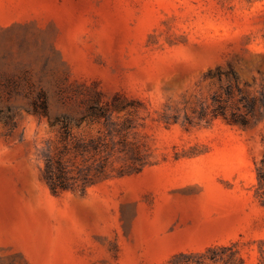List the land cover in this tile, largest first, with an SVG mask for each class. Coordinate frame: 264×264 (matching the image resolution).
Masks as SVG:
<instances>
[{"label":"rangeland","instance_id":"obj_1","mask_svg":"<svg viewBox=\"0 0 264 264\" xmlns=\"http://www.w3.org/2000/svg\"><path fill=\"white\" fill-rule=\"evenodd\" d=\"M64 127L85 192L42 177ZM202 254L264 264V0H0V264Z\"/></svg>","mask_w":264,"mask_h":264},{"label":"trees","instance_id":"obj_2","mask_svg":"<svg viewBox=\"0 0 264 264\" xmlns=\"http://www.w3.org/2000/svg\"><path fill=\"white\" fill-rule=\"evenodd\" d=\"M92 113H90L91 118H105L108 120V114L105 110L92 108ZM86 117H82L84 120ZM70 132L64 127L62 134L63 142L65 145L62 152L56 157H47L45 159L44 168L42 170V177L52 193L58 194L64 191H80L85 192L87 188L93 186L97 181L106 179L108 158L101 157V149L99 143L95 141H90L89 143H84L80 140H76L69 146ZM71 152L74 154L75 158L81 157L83 162L87 163L84 168L76 165L75 162L67 161L65 155ZM86 154H91L90 158H85ZM71 163V164H70ZM224 249V248H223ZM215 249H210L207 253L214 254ZM179 257L194 258V255H180L174 257L172 261L177 260ZM201 262L186 261L182 264H206V261L218 264L219 262H224L229 264L232 261V257H220L208 256V254L199 255Z\"/></svg>","mask_w":264,"mask_h":264}]
</instances>
